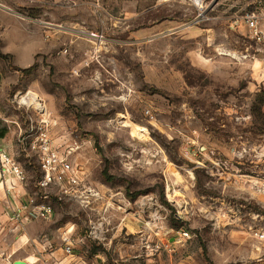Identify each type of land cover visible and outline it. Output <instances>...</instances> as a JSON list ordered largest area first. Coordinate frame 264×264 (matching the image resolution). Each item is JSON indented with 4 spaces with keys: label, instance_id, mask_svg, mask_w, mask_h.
<instances>
[{
    "label": "rangeland",
    "instance_id": "rangeland-1",
    "mask_svg": "<svg viewBox=\"0 0 264 264\" xmlns=\"http://www.w3.org/2000/svg\"><path fill=\"white\" fill-rule=\"evenodd\" d=\"M199 1L0 0V131L72 166L29 147L0 264H264V0Z\"/></svg>",
    "mask_w": 264,
    "mask_h": 264
},
{
    "label": "built area",
    "instance_id": "built-area-1",
    "mask_svg": "<svg viewBox=\"0 0 264 264\" xmlns=\"http://www.w3.org/2000/svg\"><path fill=\"white\" fill-rule=\"evenodd\" d=\"M243 22L247 29L249 37L261 48L264 46V10H250L243 16ZM259 48V49H260ZM262 63L264 65V52H262ZM37 136L29 142L31 149L37 150L39 153L40 167L44 173L43 183L41 185H49L54 182H60L67 178L68 173L72 170L66 154L59 152L51 145V139L48 133L42 128H38ZM26 137H21L24 141ZM13 174L20 181L24 179L23 170L20 166L7 154L0 153V181L5 179L6 175ZM68 174V175H66ZM71 176V175H70ZM71 181H74L71 177ZM37 214L47 218L51 215V208L42 206L37 208ZM187 235V233H185ZM255 235L259 239H264V231H256ZM65 243V251L71 252V245L68 238H63Z\"/></svg>",
    "mask_w": 264,
    "mask_h": 264
},
{
    "label": "crops",
    "instance_id": "crops-1",
    "mask_svg": "<svg viewBox=\"0 0 264 264\" xmlns=\"http://www.w3.org/2000/svg\"><path fill=\"white\" fill-rule=\"evenodd\" d=\"M261 52H264V46L261 47ZM21 129V128H19ZM19 129L16 127H8L7 131H4L3 135L0 136V153L7 154L11 157L22 169L26 166L25 163L31 155H34L29 151L28 144L21 141L19 138ZM37 133H35L36 138ZM25 137V136H24ZM33 137L30 136L31 141ZM31 158V157H30ZM22 182V181H21ZM26 189L20 183V180L13 174L6 175L5 179L0 181V201H4L7 198L5 205H8L9 212L11 210H18V204H22L25 199ZM8 211V210H7Z\"/></svg>",
    "mask_w": 264,
    "mask_h": 264
},
{
    "label": "bare ground",
    "instance_id": "bare-ground-1",
    "mask_svg": "<svg viewBox=\"0 0 264 264\" xmlns=\"http://www.w3.org/2000/svg\"><path fill=\"white\" fill-rule=\"evenodd\" d=\"M196 3H200V1L199 0H194ZM28 95H29V99L28 98H26V96H22V98H20L21 99V103H34V104H37V105H39V106H41V104L39 103V99H38V97L35 95V94H33V93H28Z\"/></svg>",
    "mask_w": 264,
    "mask_h": 264
},
{
    "label": "trees",
    "instance_id": "trees-1",
    "mask_svg": "<svg viewBox=\"0 0 264 264\" xmlns=\"http://www.w3.org/2000/svg\"><path fill=\"white\" fill-rule=\"evenodd\" d=\"M1 55H2V56H5V55H3V54H1ZM31 67H32V66H30V67H28V68L17 69V70H19V71H21V72H27V71H29V70L31 69ZM3 133H4L3 131H0V136H2ZM103 174H104V176H105L106 178H110V176L107 175V170H106V169L103 170Z\"/></svg>",
    "mask_w": 264,
    "mask_h": 264
},
{
    "label": "water",
    "instance_id": "water-1",
    "mask_svg": "<svg viewBox=\"0 0 264 264\" xmlns=\"http://www.w3.org/2000/svg\"><path fill=\"white\" fill-rule=\"evenodd\" d=\"M15 264H17V263H15Z\"/></svg>",
    "mask_w": 264,
    "mask_h": 264
}]
</instances>
